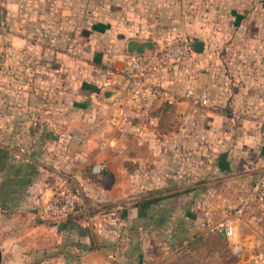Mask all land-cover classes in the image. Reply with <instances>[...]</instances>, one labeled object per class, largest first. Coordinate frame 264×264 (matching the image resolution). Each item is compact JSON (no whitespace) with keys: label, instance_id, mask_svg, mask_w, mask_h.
Returning a JSON list of instances; mask_svg holds the SVG:
<instances>
[{"label":"crops","instance_id":"1","mask_svg":"<svg viewBox=\"0 0 264 264\" xmlns=\"http://www.w3.org/2000/svg\"><path fill=\"white\" fill-rule=\"evenodd\" d=\"M203 3L208 22H177L157 37L89 22L75 52L58 45L59 22H71L58 13L67 0H0L10 26L0 33V264H247L264 248V206L235 218L231 239L199 226L207 187L217 191L219 217L261 172L264 0ZM181 34L202 47L159 78L180 99L167 103L146 88L125 123L108 122L103 91L125 84L126 41L162 45ZM64 180L83 202L55 224L36 204Z\"/></svg>","mask_w":264,"mask_h":264},{"label":"built area","instance_id":"2","mask_svg":"<svg viewBox=\"0 0 264 264\" xmlns=\"http://www.w3.org/2000/svg\"><path fill=\"white\" fill-rule=\"evenodd\" d=\"M10 30V26L0 20V33ZM193 38L181 34L169 43L155 45L150 55L127 54V66L125 70V84L118 90V94L110 97L111 109L107 115V121L112 124L122 125L129 117V102L136 101L148 88L156 97L167 103H176L180 96L171 93L159 84V78L163 70L173 61L188 57L194 51ZM103 85L111 87L114 83L113 70L105 71ZM114 89V88H113ZM192 89H187L184 97H191ZM260 124L264 126V116L260 118ZM102 164L97 167L99 170ZM217 191L209 186L203 192L199 200L200 219L199 226L204 231L219 232L231 239L237 235L234 219L240 217L244 210L254 203L258 207L264 206V161L261 172L252 184L251 188L239 197V205L234 208H225L222 216H217L213 206ZM83 202V192L70 181L64 180L56 185L50 194L38 199L36 209L40 215L55 224L66 220ZM234 251L240 253L241 247L234 243ZM247 264H264V248L251 253Z\"/></svg>","mask_w":264,"mask_h":264},{"label":"rangeland","instance_id":"3","mask_svg":"<svg viewBox=\"0 0 264 264\" xmlns=\"http://www.w3.org/2000/svg\"><path fill=\"white\" fill-rule=\"evenodd\" d=\"M194 1L198 3L200 0H67L66 15L63 13L62 16L60 10L58 13L59 18L67 17L71 22H59L58 45L62 47L67 42L68 47L72 45L75 52L78 51V47L86 42V32H91L92 23L89 22H117L113 24L116 31L124 35L144 33L141 37L176 32L177 22H200L197 17H201V22H208V13L204 10L206 3H203L206 0H201V8L194 7ZM59 2L64 4L66 0ZM135 26L142 30L135 29ZM172 38L165 37L160 44L175 39Z\"/></svg>","mask_w":264,"mask_h":264},{"label":"water","instance_id":"4","mask_svg":"<svg viewBox=\"0 0 264 264\" xmlns=\"http://www.w3.org/2000/svg\"><path fill=\"white\" fill-rule=\"evenodd\" d=\"M202 42L200 40L193 41V49L200 50ZM155 44L150 38H129L126 41L125 53L134 55H150L154 51ZM118 94V90L107 88L103 91V96L110 99L111 96ZM261 153L264 155V140L261 147ZM62 225V224H60Z\"/></svg>","mask_w":264,"mask_h":264}]
</instances>
